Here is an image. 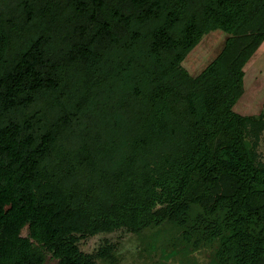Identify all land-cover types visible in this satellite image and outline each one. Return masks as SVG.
<instances>
[{
	"label": "trees",
	"instance_id": "1",
	"mask_svg": "<svg viewBox=\"0 0 264 264\" xmlns=\"http://www.w3.org/2000/svg\"><path fill=\"white\" fill-rule=\"evenodd\" d=\"M6 1L0 264H44L43 248L57 264H94L77 236L89 218L67 199L76 190L48 183L78 169L115 190L113 221L157 208L212 249L240 235L229 264H264V163L250 138L258 118L230 106L264 41V0ZM217 29L231 34L225 48L190 76L183 60Z\"/></svg>",
	"mask_w": 264,
	"mask_h": 264
},
{
	"label": "rangeland",
	"instance_id": "2",
	"mask_svg": "<svg viewBox=\"0 0 264 264\" xmlns=\"http://www.w3.org/2000/svg\"><path fill=\"white\" fill-rule=\"evenodd\" d=\"M4 3L7 4V1L0 0V23L7 20L6 15L2 13ZM14 4L12 2L11 5ZM46 26L47 23L42 28ZM2 30L7 31L0 25V31ZM11 30L15 32V29ZM15 34L18 36L15 41L17 44L21 36L18 33ZM230 35L221 29L208 32L185 57L182 62L183 68L192 77L201 75L223 51ZM6 53L9 54L10 50ZM243 70L242 93L230 103V106L232 111L240 115L258 118L255 125L256 134L251 135L250 138L251 143H255L257 159L264 163V41L246 61ZM53 158L56 162V157ZM57 171H61L59 164L51 169V172ZM73 174L77 178L73 175L72 178H68L70 180L57 179L50 174L48 183L52 184L57 180L63 187L64 182H69V188L76 190L72 193L73 197L67 194V199L72 200L73 204H77L84 211L81 212L84 218L85 216L89 218L90 226L77 236L80 248L94 260V264H185L183 260L188 258L187 254L178 253L183 250L192 252L189 259L194 262L196 260V264H229V256L238 248V242L242 238L240 235L228 239L224 244L217 241L212 249L205 244L206 240L203 236L184 232L182 227L168 221L164 212L157 208L145 210L134 206L128 212L129 218L123 221H113L118 209L115 207L112 211L109 209L114 204L111 199L117 198L115 190L105 187L101 181L93 178L91 179L93 183L90 184L88 179L86 181L88 173L83 169L75 170ZM100 201L104 202L106 213H109L104 221L105 213L98 217L96 210H92ZM140 211L142 212L136 215ZM262 230L264 234V224ZM27 233L28 228L26 227L23 234L27 235ZM247 239H254V235L245 236V242H250ZM43 249L46 255L44 264H57V260L51 256L49 249Z\"/></svg>",
	"mask_w": 264,
	"mask_h": 264
}]
</instances>
